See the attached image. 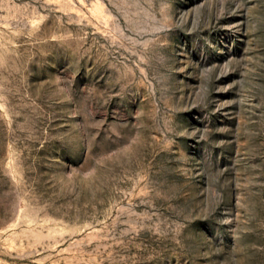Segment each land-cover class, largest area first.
<instances>
[{"label": "rangeland", "instance_id": "obj_1", "mask_svg": "<svg viewBox=\"0 0 264 264\" xmlns=\"http://www.w3.org/2000/svg\"><path fill=\"white\" fill-rule=\"evenodd\" d=\"M0 264H264V0H0Z\"/></svg>", "mask_w": 264, "mask_h": 264}]
</instances>
